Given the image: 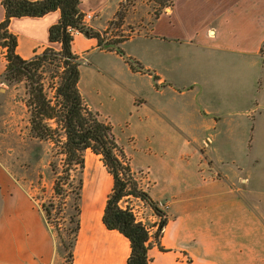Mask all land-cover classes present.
<instances>
[{
  "label": "crops",
  "instance_id": "0c3cea01",
  "mask_svg": "<svg viewBox=\"0 0 264 264\" xmlns=\"http://www.w3.org/2000/svg\"><path fill=\"white\" fill-rule=\"evenodd\" d=\"M127 2L81 0L80 10L95 15L89 27L103 36ZM5 18L0 0V23ZM59 19V11L13 19L10 31L18 39L19 56L31 60L47 49L49 30ZM136 19L135 35L120 48L136 40L149 42L136 57L125 54L144 71L82 34L75 37L74 52L82 65L96 52L124 62L109 68L81 65L79 88L120 145L137 188L159 207L164 205L167 225L158 244V216L151 206L132 192L119 203L149 230V264H264V159L247 163L260 170L259 177L225 174L209 155L212 139L201 137L216 131V123L217 132L222 128L217 115L221 98L215 92L219 79L226 83L231 75L221 78L219 68L229 72L226 63L234 58L253 61L264 56V0H175L148 25L145 17ZM190 74L202 81L187 84ZM193 86L200 87L196 94ZM87 153L95 159L85 171L74 264H126L129 240L103 223L113 178L100 157ZM4 178L0 264H55L59 241L43 211L25 190Z\"/></svg>",
  "mask_w": 264,
  "mask_h": 264
},
{
  "label": "trees",
  "instance_id": "16d2710c",
  "mask_svg": "<svg viewBox=\"0 0 264 264\" xmlns=\"http://www.w3.org/2000/svg\"><path fill=\"white\" fill-rule=\"evenodd\" d=\"M172 1L162 0L159 5L165 9L171 6ZM1 2L6 13L5 21L0 23V46L6 50L7 61L3 79L9 85L26 82L30 139L51 146L49 168L55 178L54 192L61 200L74 199L72 205L68 206L69 213H66L64 225L58 218L61 209L56 208L61 207V203L54 205L52 202L43 209L47 224L54 228L59 240V251H63L67 264H74L81 229L86 154L91 151L101 158L114 182L103 215L104 225L129 240L131 254L126 264H149V230L137 221L132 211L122 209L119 203L127 193L132 192L163 218L155 234L158 244L167 225L166 214L148 194L137 188L120 145L101 122L99 115L86 105L79 88L82 61L74 52L75 37L69 29H75L82 35L89 33V38H96L103 50L117 52L135 70L141 72L143 68L135 60L126 58L120 48L125 41H106L84 25L81 0ZM57 11L60 12V19L49 30V47L31 60L22 59L17 53L18 39L10 31L12 20L42 18ZM39 150L38 147V153ZM40 156L38 154L34 159Z\"/></svg>",
  "mask_w": 264,
  "mask_h": 264
},
{
  "label": "rangeland",
  "instance_id": "374dc122",
  "mask_svg": "<svg viewBox=\"0 0 264 264\" xmlns=\"http://www.w3.org/2000/svg\"><path fill=\"white\" fill-rule=\"evenodd\" d=\"M160 2L162 0H128L123 5L120 18L110 24L103 37L106 41L107 39L110 41L129 40L135 35V28L138 25L136 18L145 17L148 25L164 11L159 5ZM122 22L124 28L121 27ZM148 45L147 41L136 40L128 42L122 49L124 54L136 57L138 52ZM221 55L223 54H217V56ZM234 59L226 63L230 66L229 72L219 68L221 78L227 73L231 75V79L226 83L225 80L219 79L215 92L216 95L218 92L221 98L219 103L221 109L217 115L222 128L217 132L218 123H216L214 129L216 131L204 133L201 137L206 138L207 136L210 137L209 140L212 139L209 155L217 159L225 174L254 178L259 177L260 170L252 166L248 167V161L256 157L264 159V56L253 61ZM90 63L101 64L108 68L110 64H124L117 56L99 52L88 56L87 63L82 67L85 69ZM6 65V50L0 46V195L2 189L7 187L6 181L8 180L4 178L6 176L13 185L25 190L34 204L42 211L52 202L54 205L61 203L62 208H56L61 209V215L58 218L64 225L67 221L66 213H69L68 206L72 205L74 199L64 201L56 196L55 178L51 175L49 168L51 146L30 139V113L26 107V82L7 84L3 79ZM130 80L133 81V79ZM195 80L202 81L195 74H190L185 82L191 84ZM197 89L200 87L193 86V94H196ZM191 95L192 93L189 94ZM214 121H216L215 118ZM38 154L41 156L34 159V156ZM92 159H95L94 155H86V167L89 166V170L92 169ZM88 189L91 190V187H87ZM81 205L83 206V201ZM162 219L158 216L157 224H160ZM52 230L55 232L54 228ZM187 261L190 262L189 259ZM55 264H67L62 250L59 251Z\"/></svg>",
  "mask_w": 264,
  "mask_h": 264
},
{
  "label": "built area",
  "instance_id": "2783aa9c",
  "mask_svg": "<svg viewBox=\"0 0 264 264\" xmlns=\"http://www.w3.org/2000/svg\"><path fill=\"white\" fill-rule=\"evenodd\" d=\"M94 14L93 13H88L86 15H84V18H83V23L84 25L88 26L89 27V23L93 20L94 18ZM69 32L74 36V37H77L78 35H81L79 31L75 30V29H72L70 28L69 29ZM109 39H107L108 41ZM160 209H163L164 208V205L160 204Z\"/></svg>",
  "mask_w": 264,
  "mask_h": 264
},
{
  "label": "water",
  "instance_id": "95a60500",
  "mask_svg": "<svg viewBox=\"0 0 264 264\" xmlns=\"http://www.w3.org/2000/svg\"><path fill=\"white\" fill-rule=\"evenodd\" d=\"M85 36H86V37H89V36H90V34H89V33H86V34H85Z\"/></svg>",
  "mask_w": 264,
  "mask_h": 264
}]
</instances>
